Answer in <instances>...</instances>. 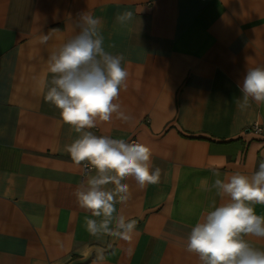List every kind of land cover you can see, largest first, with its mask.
<instances>
[{"label":"crops","instance_id":"0c3cea01","mask_svg":"<svg viewBox=\"0 0 264 264\" xmlns=\"http://www.w3.org/2000/svg\"><path fill=\"white\" fill-rule=\"evenodd\" d=\"M133 20L120 25L118 13ZM101 21L105 50L129 73L118 102L129 123L87 129L146 144L157 184L138 188L117 212L137 221L131 241L97 239L74 192L87 175L66 146L79 137L44 94L47 59L70 39L79 15ZM41 34H49L46 44ZM264 66V0H0V264H201L185 250L192 227L223 203L210 188L251 175L264 160V104L237 107L246 69ZM259 131L252 129L254 125ZM113 189L114 185L106 186ZM264 216V205H254ZM264 251V238L245 237Z\"/></svg>","mask_w":264,"mask_h":264},{"label":"clouds","instance_id":"9594fccd","mask_svg":"<svg viewBox=\"0 0 264 264\" xmlns=\"http://www.w3.org/2000/svg\"><path fill=\"white\" fill-rule=\"evenodd\" d=\"M116 20L127 25L133 13H118ZM73 31L75 34L48 56L51 78L44 99L59 110L63 123L79 133L66 146L72 161L76 165L83 162L88 172H94L86 173V183L74 192L78 206L95 217H84L85 229L97 239L109 236L131 241L137 221L119 214L116 207L132 198L125 181L134 178L143 190L159 182L161 169L153 168L152 150L146 144L97 136L87 130L98 121L111 122L113 114L125 123L133 120L118 102L121 90L128 88L130 73L122 67V55L105 50L99 18L84 12ZM49 39V34H41L39 43L46 44ZM239 90L240 110L247 109L250 101L264 104V66L246 69ZM210 171L216 178L210 188L205 180L202 188L215 189L224 202L214 205V210L191 228L185 250L197 254L201 264H264V251L245 239L264 238V216L254 209L256 204L264 205V160L251 175L236 171L225 180L217 168ZM109 184L114 188L108 189ZM95 251L99 264H104V249Z\"/></svg>","mask_w":264,"mask_h":264},{"label":"built area","instance_id":"2783aa9c","mask_svg":"<svg viewBox=\"0 0 264 264\" xmlns=\"http://www.w3.org/2000/svg\"><path fill=\"white\" fill-rule=\"evenodd\" d=\"M252 129H254L255 131H259L260 130V127L257 126L256 124L252 127ZM84 167V165H83ZM84 172H88V169L84 168Z\"/></svg>","mask_w":264,"mask_h":264},{"label":"rangeland","instance_id":"374dc122","mask_svg":"<svg viewBox=\"0 0 264 264\" xmlns=\"http://www.w3.org/2000/svg\"><path fill=\"white\" fill-rule=\"evenodd\" d=\"M84 165V164H83ZM82 170L84 171V167L82 166Z\"/></svg>","mask_w":264,"mask_h":264}]
</instances>
